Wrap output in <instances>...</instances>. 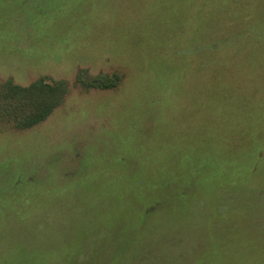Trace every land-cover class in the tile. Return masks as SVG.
<instances>
[{
  "label": "rangeland",
  "instance_id": "rangeland-1",
  "mask_svg": "<svg viewBox=\"0 0 264 264\" xmlns=\"http://www.w3.org/2000/svg\"><path fill=\"white\" fill-rule=\"evenodd\" d=\"M41 83L0 118V264H264V0H0V116Z\"/></svg>",
  "mask_w": 264,
  "mask_h": 264
},
{
  "label": "trees",
  "instance_id": "trees-1",
  "mask_svg": "<svg viewBox=\"0 0 264 264\" xmlns=\"http://www.w3.org/2000/svg\"><path fill=\"white\" fill-rule=\"evenodd\" d=\"M117 79V77L113 78L112 81L108 82L110 85L106 84L105 88H112L117 86ZM94 82L95 81H92L91 83L88 82L85 84V86H98L97 82ZM40 87V97H37L35 95V98L40 100L39 104H37L35 101H32V107L30 108V103L25 102L23 104V107L20 108L19 111L16 113L11 112V106L3 105L5 109V115L0 116V118L5 120V122H13L14 125L18 127L29 126L40 120H43V118H45L50 112L51 107L61 101V98L63 97V91L59 92L55 96H52L53 94L57 93L55 91L57 89V84L41 83ZM4 89L6 90V92L3 95L10 94L11 96H13V94L16 92L17 89H19V87L13 85L12 80L10 79L6 81Z\"/></svg>",
  "mask_w": 264,
  "mask_h": 264
}]
</instances>
